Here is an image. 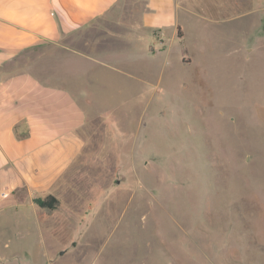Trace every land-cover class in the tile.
Instances as JSON below:
<instances>
[{"label":"rangeland","instance_id":"1","mask_svg":"<svg viewBox=\"0 0 264 264\" xmlns=\"http://www.w3.org/2000/svg\"><path fill=\"white\" fill-rule=\"evenodd\" d=\"M177 3L172 40L115 0L20 55L12 72L85 118L64 169L39 162L1 196L0 264H264V0Z\"/></svg>","mask_w":264,"mask_h":264},{"label":"crops","instance_id":"2","mask_svg":"<svg viewBox=\"0 0 264 264\" xmlns=\"http://www.w3.org/2000/svg\"><path fill=\"white\" fill-rule=\"evenodd\" d=\"M143 1L141 27L159 37H176L181 25L177 0ZM114 2L0 0V199L24 181L26 168L44 162L64 169L81 149L76 131L85 118L68 89L12 68L29 49L57 44L65 34L107 17Z\"/></svg>","mask_w":264,"mask_h":264},{"label":"trees","instance_id":"3","mask_svg":"<svg viewBox=\"0 0 264 264\" xmlns=\"http://www.w3.org/2000/svg\"><path fill=\"white\" fill-rule=\"evenodd\" d=\"M177 35H178V37H180L179 30L177 32ZM57 204H58V200L55 197L49 195L46 198L40 200L38 205H39V207H41L43 209L54 210L56 208Z\"/></svg>","mask_w":264,"mask_h":264}]
</instances>
